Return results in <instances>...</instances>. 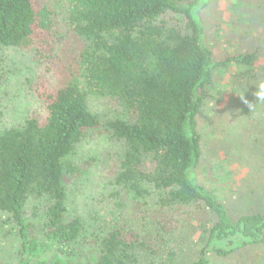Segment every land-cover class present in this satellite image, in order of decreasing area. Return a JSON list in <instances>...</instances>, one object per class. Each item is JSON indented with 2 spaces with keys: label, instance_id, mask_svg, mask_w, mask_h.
<instances>
[{
  "label": "trees",
  "instance_id": "1",
  "mask_svg": "<svg viewBox=\"0 0 264 264\" xmlns=\"http://www.w3.org/2000/svg\"><path fill=\"white\" fill-rule=\"evenodd\" d=\"M209 1L66 0L68 18L61 28L48 3L0 0V87L8 81L10 50L25 51L37 70L29 85L34 99L23 118L0 126V214L16 225L18 264H63L46 252L80 233L82 222L69 217L66 200L68 185L82 172L78 151L88 130L101 124L90 109L93 98L108 99L121 112L122 118L109 122L124 143L114 174L120 193L178 213L183 216L178 226L196 221L192 227L199 230L202 247L186 264H213L212 255L236 251L264 261V250L259 251L264 182L239 196L246 209L238 211L237 201L221 200L198 172L207 132L202 111L214 73L236 65L243 91L254 78L264 86V72L253 70L264 31L255 50L227 48L217 58L205 42L199 15ZM262 92L264 87L260 92L252 87L231 114L235 123L252 117L263 121L258 134L234 148L252 163L254 177L264 174ZM31 198L43 201L37 221L28 215ZM144 251L156 252L147 241L112 228L101 238L96 260L84 264H140ZM155 263L170 264V259Z\"/></svg>",
  "mask_w": 264,
  "mask_h": 264
},
{
  "label": "rangeland",
  "instance_id": "2",
  "mask_svg": "<svg viewBox=\"0 0 264 264\" xmlns=\"http://www.w3.org/2000/svg\"><path fill=\"white\" fill-rule=\"evenodd\" d=\"M40 1L48 3L58 13L59 26L63 28L68 18L66 0ZM199 15L204 25L205 42L213 47L217 58L227 48L229 52L255 50L257 37L264 31V0H210ZM7 63L10 68L8 81L0 87V126L16 125L34 99L29 85L37 70L30 55L25 51L10 50ZM238 69L236 65L220 68L208 88L209 96L201 118L207 132L198 172L200 180L221 200L225 199L228 205L237 201L235 209L244 211L246 207L239 196L264 182L261 179L264 174L254 177L252 163L245 159L241 150L234 148L243 144L242 139L258 134L263 121L252 117L235 123L231 114L238 112L252 87L260 92L263 82L260 78L251 79L243 91L237 82ZM253 70L259 74L264 72V47L257 53ZM90 109L99 116L101 124L88 130L78 151L77 163L82 165V172H77L68 185L66 200L69 217L78 216L82 228L74 241L62 248L53 247L46 255L63 264L93 263L99 253L101 238L112 228H121L131 236L147 241L156 251L142 252L140 264H156L155 261L161 263L169 259L170 264H186L196 258L202 247L199 230L193 228L196 221L193 227H188V223L178 226L177 219L182 220L183 216L162 211L154 202L144 204L129 200L114 183L124 143L114 135L109 122L122 118L119 107L108 99L93 98ZM42 206L43 201L30 199L27 210L33 217L31 221L40 219ZM15 226L10 218L0 214V262L18 264L21 239ZM262 250L264 246L259 247V251ZM168 252L173 253L169 255ZM244 253L212 255L213 264H264L259 259L251 261L250 254Z\"/></svg>",
  "mask_w": 264,
  "mask_h": 264
},
{
  "label": "clouds",
  "instance_id": "3",
  "mask_svg": "<svg viewBox=\"0 0 264 264\" xmlns=\"http://www.w3.org/2000/svg\"><path fill=\"white\" fill-rule=\"evenodd\" d=\"M262 87H264V86H262ZM260 95L262 98H264V92H262Z\"/></svg>",
  "mask_w": 264,
  "mask_h": 264
}]
</instances>
